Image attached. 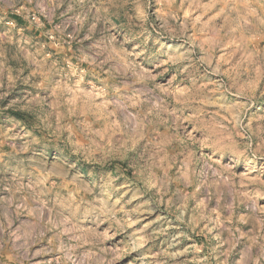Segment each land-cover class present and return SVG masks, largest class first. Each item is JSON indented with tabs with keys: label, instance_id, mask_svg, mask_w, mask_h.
Returning <instances> with one entry per match:
<instances>
[{
	"label": "rangeland",
	"instance_id": "rangeland-1",
	"mask_svg": "<svg viewBox=\"0 0 264 264\" xmlns=\"http://www.w3.org/2000/svg\"><path fill=\"white\" fill-rule=\"evenodd\" d=\"M0 264H264V0H0Z\"/></svg>",
	"mask_w": 264,
	"mask_h": 264
}]
</instances>
